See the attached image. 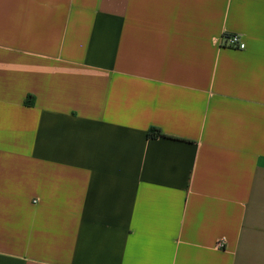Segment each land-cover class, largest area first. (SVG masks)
I'll return each instance as SVG.
<instances>
[{"label": "crops", "instance_id": "crops-1", "mask_svg": "<svg viewBox=\"0 0 264 264\" xmlns=\"http://www.w3.org/2000/svg\"><path fill=\"white\" fill-rule=\"evenodd\" d=\"M0 264H264V0H0Z\"/></svg>", "mask_w": 264, "mask_h": 264}, {"label": "built area", "instance_id": "built-area-1", "mask_svg": "<svg viewBox=\"0 0 264 264\" xmlns=\"http://www.w3.org/2000/svg\"><path fill=\"white\" fill-rule=\"evenodd\" d=\"M223 47H228L230 49H235L243 51L246 49V43L243 41L242 37L238 34L230 35L228 37H223ZM222 245V242L220 243Z\"/></svg>", "mask_w": 264, "mask_h": 264}, {"label": "trees", "instance_id": "trees-1", "mask_svg": "<svg viewBox=\"0 0 264 264\" xmlns=\"http://www.w3.org/2000/svg\"><path fill=\"white\" fill-rule=\"evenodd\" d=\"M27 104H31V102L28 100ZM162 136L161 132L156 128H151L148 132V137L155 138Z\"/></svg>", "mask_w": 264, "mask_h": 264}]
</instances>
